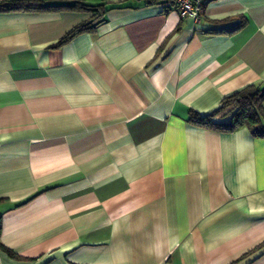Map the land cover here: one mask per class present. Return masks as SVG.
<instances>
[{
    "label": "crops",
    "instance_id": "1",
    "mask_svg": "<svg viewBox=\"0 0 264 264\" xmlns=\"http://www.w3.org/2000/svg\"><path fill=\"white\" fill-rule=\"evenodd\" d=\"M80 1L0 10V264H264V137L190 120L264 85V0Z\"/></svg>",
    "mask_w": 264,
    "mask_h": 264
},
{
    "label": "trees",
    "instance_id": "2",
    "mask_svg": "<svg viewBox=\"0 0 264 264\" xmlns=\"http://www.w3.org/2000/svg\"><path fill=\"white\" fill-rule=\"evenodd\" d=\"M50 8H77L93 12L90 20L73 27L54 46H60L76 34L93 27L101 21L102 16L107 11L105 3L89 5L80 0H72L70 3L63 4H49L42 0H5L0 2V10H45ZM262 100H264V85L249 84L223 98L219 110L231 107L227 112L229 116L227 121H213L212 115L201 117L197 113H192L190 120L199 122L211 129L225 132L247 126L254 136L264 137V126L261 123V116L264 117V111L261 107Z\"/></svg>",
    "mask_w": 264,
    "mask_h": 264
},
{
    "label": "built area",
    "instance_id": "3",
    "mask_svg": "<svg viewBox=\"0 0 264 264\" xmlns=\"http://www.w3.org/2000/svg\"><path fill=\"white\" fill-rule=\"evenodd\" d=\"M167 10L177 11L181 16L198 19L203 12V0H172L164 6Z\"/></svg>",
    "mask_w": 264,
    "mask_h": 264
}]
</instances>
